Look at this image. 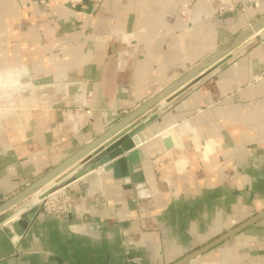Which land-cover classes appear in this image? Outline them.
Instances as JSON below:
<instances>
[{
    "label": "crops",
    "instance_id": "obj_1",
    "mask_svg": "<svg viewBox=\"0 0 264 264\" xmlns=\"http://www.w3.org/2000/svg\"><path fill=\"white\" fill-rule=\"evenodd\" d=\"M183 1L0 0V68L50 79L0 95V204L264 18V1L220 15L217 0H197L189 24ZM198 76L137 119L156 115L134 148L45 187L67 189L66 217L39 209L19 234L33 196L1 212L0 264H126V250L176 264L264 211V25ZM134 149L151 195L140 202L104 170ZM187 264H264V216Z\"/></svg>",
    "mask_w": 264,
    "mask_h": 264
},
{
    "label": "water",
    "instance_id": "obj_2",
    "mask_svg": "<svg viewBox=\"0 0 264 264\" xmlns=\"http://www.w3.org/2000/svg\"><path fill=\"white\" fill-rule=\"evenodd\" d=\"M264 25V18L261 19L258 23H256L253 27L243 31L238 36H236L230 43L215 51L211 55H209L206 59L201 61L196 67H189V71L178 78L176 81L165 87L162 91H160L157 95L140 105L130 114L124 117H118L113 120L111 123L105 126V130L100 133L97 137L89 141V143L82 146L75 153L64 159L61 163L55 166L53 169L48 171L46 174L41 176L39 179L34 181L24 190H22L17 195L8 199L7 201L0 204V213L4 210L21 203L29 197L34 196L37 192L41 191L45 188L49 183H51L57 176L65 172L67 169L72 167L77 162H81V164L75 169L68 179L63 183L64 185L72 182L73 180L81 177L85 173L96 169L98 166L105 164L106 162L112 160L113 158L122 155L125 151L130 150L136 146L138 143V138L136 135L147 127L149 124L154 121L156 115H152L145 120H137L140 116H142L146 111L151 109L153 106L158 104L163 98L167 95L171 94L175 90H177L180 86L185 84L190 80H199L201 77H195L202 70L212 66L216 62H220L231 51L238 48L241 44H243L246 40H248L253 34L254 31L259 29ZM194 78V79H192ZM50 79H37L32 81V86L40 85L43 83H47ZM167 102L163 103L166 104ZM137 120V121H135ZM135 122V123H132ZM129 126V127H126ZM126 128V129H123ZM123 131L115 136L120 130ZM115 136V137H114ZM105 142V143H104ZM100 144H103L100 146ZM100 146V147H98ZM98 148L92 155L86 157L87 154L93 149ZM143 154L141 149H134L128 155H125L116 160V163H112L106 165L104 167L105 171L118 169L120 177L124 180L126 188L132 189L134 188V193L131 196L132 202H135V198L138 202L150 198V190L148 184L146 182L143 164H142ZM39 207L34 205L29 209L23 211L19 219L13 222L14 230L23 234L24 231L29 227L36 213L38 212ZM264 216V211L258 213L254 217L248 219L247 221L237 225L233 229L229 231H225L222 235L215 238L214 240L208 242L206 245L200 247L199 249L193 251L188 254L186 257L181 259L176 264H187L190 260L199 256L203 252L213 248L219 243L223 242L227 238L232 235L238 233L243 230L250 224L259 220Z\"/></svg>",
    "mask_w": 264,
    "mask_h": 264
},
{
    "label": "built area",
    "instance_id": "obj_3",
    "mask_svg": "<svg viewBox=\"0 0 264 264\" xmlns=\"http://www.w3.org/2000/svg\"><path fill=\"white\" fill-rule=\"evenodd\" d=\"M82 0H69L75 6ZM218 12L223 15L234 10L246 11L249 7H259L264 0H217ZM197 0H184L183 10L186 21L194 24L193 15L196 9ZM75 114L87 113L91 114V110H85L82 106L70 108ZM37 205L40 210L52 214L56 217H66L72 211V202L70 201L65 187L49 186L37 192L31 201V207ZM18 218V216H17ZM140 256H132L129 250H126V264H139Z\"/></svg>",
    "mask_w": 264,
    "mask_h": 264
},
{
    "label": "clouds",
    "instance_id": "obj_4",
    "mask_svg": "<svg viewBox=\"0 0 264 264\" xmlns=\"http://www.w3.org/2000/svg\"><path fill=\"white\" fill-rule=\"evenodd\" d=\"M32 87L31 69L23 63H14L0 68V95L6 101H13L18 95Z\"/></svg>",
    "mask_w": 264,
    "mask_h": 264
}]
</instances>
